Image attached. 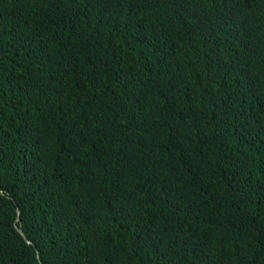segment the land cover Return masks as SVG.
Here are the masks:
<instances>
[{"label": "trees", "instance_id": "trees-1", "mask_svg": "<svg viewBox=\"0 0 264 264\" xmlns=\"http://www.w3.org/2000/svg\"><path fill=\"white\" fill-rule=\"evenodd\" d=\"M0 264H264V0H0Z\"/></svg>", "mask_w": 264, "mask_h": 264}, {"label": "water", "instance_id": "water-1", "mask_svg": "<svg viewBox=\"0 0 264 264\" xmlns=\"http://www.w3.org/2000/svg\"><path fill=\"white\" fill-rule=\"evenodd\" d=\"M18 221H19V219H18ZM21 233H22V231H21Z\"/></svg>", "mask_w": 264, "mask_h": 264}]
</instances>
